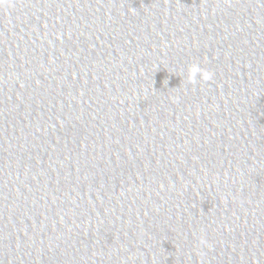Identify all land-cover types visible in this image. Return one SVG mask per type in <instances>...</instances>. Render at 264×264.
I'll use <instances>...</instances> for the list:
<instances>
[{"label":"water","instance_id":"95a60500","mask_svg":"<svg viewBox=\"0 0 264 264\" xmlns=\"http://www.w3.org/2000/svg\"><path fill=\"white\" fill-rule=\"evenodd\" d=\"M0 264H264V0H0Z\"/></svg>","mask_w":264,"mask_h":264},{"label":"clouds","instance_id":"9594fccd","mask_svg":"<svg viewBox=\"0 0 264 264\" xmlns=\"http://www.w3.org/2000/svg\"><path fill=\"white\" fill-rule=\"evenodd\" d=\"M197 72H199V68L197 66H194L191 70V75H192L193 79L195 78Z\"/></svg>","mask_w":264,"mask_h":264}]
</instances>
